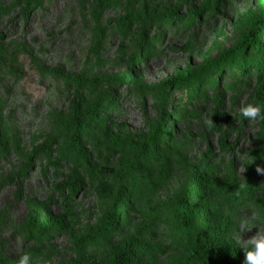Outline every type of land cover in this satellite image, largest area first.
I'll use <instances>...</instances> for the list:
<instances>
[{"label":"rangeland","instance_id":"obj_1","mask_svg":"<svg viewBox=\"0 0 264 264\" xmlns=\"http://www.w3.org/2000/svg\"><path fill=\"white\" fill-rule=\"evenodd\" d=\"M260 4L0 0V264L24 252L34 264H105L136 239L149 250L141 264H193L198 225L178 229L180 200L214 221L216 246L241 250L239 221H264V121L239 113L264 106L253 69L264 56L242 41ZM101 78L113 84L84 89ZM105 214L118 218L107 235Z\"/></svg>","mask_w":264,"mask_h":264},{"label":"trees","instance_id":"obj_2","mask_svg":"<svg viewBox=\"0 0 264 264\" xmlns=\"http://www.w3.org/2000/svg\"><path fill=\"white\" fill-rule=\"evenodd\" d=\"M118 0H95L96 6L99 10L107 9L113 5L117 4ZM206 10V13L210 10V3L206 2L198 12ZM28 14L25 15L27 18ZM262 37V41L258 40L255 42L257 37ZM243 43L251 44V50L255 53L256 57L262 58L264 56V0H261L260 7L258 9L257 18L251 24V31L242 38ZM254 72L256 74V85H257V96L258 100L261 101L262 93H263V84H262V74L264 73V68L261 65H255L253 67ZM53 77V76H52ZM51 79V78H50ZM74 82H79L78 80H73ZM172 80H168L164 85L160 87V91L158 96L163 95V90L171 83ZM106 84V86L110 87L113 84V79L101 78L100 80L95 81L94 83H87L84 89H88L93 85L102 86ZM190 114L185 113L184 118L191 119ZM214 126V125H212ZM83 124V128H84ZM214 128H216L214 126ZM162 134V133H161ZM262 136L264 137V126L262 127ZM162 139L166 138V135L161 137ZM151 149L146 151V155L151 154ZM124 155L127 153L123 152ZM155 158L160 159V153L152 152ZM257 158V156H255ZM248 168V166H247ZM251 178H255V173L251 174ZM250 178V179H251ZM200 181H196L194 186H200L201 181H205V179L200 178ZM75 182L73 180H69L67 183H63L61 189L65 186L73 189L75 187ZM103 189L100 187L96 188V191L99 195L103 196L100 193ZM205 197V196H204ZM175 215H177V227L179 230H191L192 228L198 225V231L193 232V240L195 241V246L192 247V254L197 256V260L193 261V264H213L210 261H217L218 264L220 262L227 259L226 256H223V259L219 260V255L224 254H241L242 250H236L232 246L231 241H227L229 249H225L224 247L216 246L211 232L214 230V221H212L209 217L199 215L195 216L192 214L190 208L184 203V201L180 200L175 208ZM117 215L114 214H105L99 219L98 230L101 233L109 234L112 228L117 224ZM193 220L194 221L193 223ZM57 226V230L66 226L63 217L58 218L54 223ZM29 235V234H28ZM191 241V236L188 238ZM149 256V250L145 247L143 243L139 240H133L131 242H126L125 244L119 245V248H114L110 254L109 259L105 264H141L140 259L143 257ZM150 264V263H145Z\"/></svg>","mask_w":264,"mask_h":264},{"label":"clouds","instance_id":"obj_3","mask_svg":"<svg viewBox=\"0 0 264 264\" xmlns=\"http://www.w3.org/2000/svg\"><path fill=\"white\" fill-rule=\"evenodd\" d=\"M240 116L246 121H264V106L247 103L239 108ZM257 172L264 174V168L257 167ZM256 228L257 232L249 239H242V233ZM239 248L244 253L242 264H264V221L256 213L242 218L238 224ZM16 264H34L30 253L24 252Z\"/></svg>","mask_w":264,"mask_h":264}]
</instances>
